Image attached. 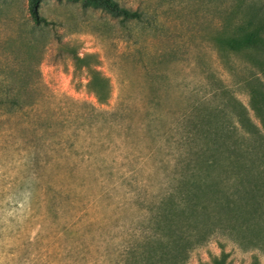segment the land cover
Returning a JSON list of instances; mask_svg holds the SVG:
<instances>
[{
	"label": "rangeland",
	"instance_id": "374dc122",
	"mask_svg": "<svg viewBox=\"0 0 264 264\" xmlns=\"http://www.w3.org/2000/svg\"><path fill=\"white\" fill-rule=\"evenodd\" d=\"M116 1L141 20L43 0L37 26L27 0H0V264H124L200 115L222 109L228 119L215 120L237 126L241 105L264 136L245 85L260 74L214 42L238 0ZM241 3L248 14L264 6ZM222 254L264 264L263 247L228 231L185 264Z\"/></svg>",
	"mask_w": 264,
	"mask_h": 264
},
{
	"label": "trees",
	"instance_id": "16d2710c",
	"mask_svg": "<svg viewBox=\"0 0 264 264\" xmlns=\"http://www.w3.org/2000/svg\"><path fill=\"white\" fill-rule=\"evenodd\" d=\"M42 1L27 0L28 15L37 26L47 23L39 13ZM66 1L123 21H140L142 17L116 0ZM241 5L238 0L230 13L234 24L226 26L214 42L226 54H245L260 74L245 80V85L250 109L264 129V6L248 14ZM105 84L102 78L93 81L100 100L107 96ZM235 110L237 126L230 120L217 122L221 115L228 119L217 108L200 115L202 119L192 125L194 138L186 147V157L168 191L152 205L146 235L127 251L124 264H185L190 251L216 231H228L238 243L264 248V136L245 107L232 106L234 114ZM211 264H226V255Z\"/></svg>",
	"mask_w": 264,
	"mask_h": 264
}]
</instances>
